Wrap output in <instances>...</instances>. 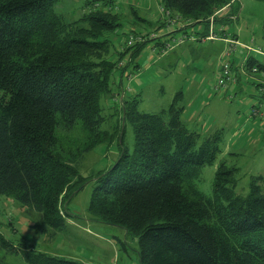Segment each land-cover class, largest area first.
I'll return each mask as SVG.
<instances>
[{"label":"trees","instance_id":"16d2710c","mask_svg":"<svg viewBox=\"0 0 264 264\" xmlns=\"http://www.w3.org/2000/svg\"><path fill=\"white\" fill-rule=\"evenodd\" d=\"M56 1L0 0V195L19 203L30 217L36 215L35 234L62 233L69 199L92 182L91 220L132 236L139 264H264V194L258 185L264 177H252L248 194L239 196L234 192L237 169L221 161L211 197L196 189L200 169L213 165L221 153V132L201 138L185 128L182 91L156 113L139 111L137 97L121 98L122 129L126 123L132 129V151L119 137L118 158L108 170L89 181L79 175L82 155L115 139L102 130L101 99L115 95L111 85L121 86L125 70H139L136 60L147 44L154 42L158 52L163 44L133 31L120 52H113L107 36L121 28L115 0H88L82 17L71 23L54 12ZM160 1L170 17L188 22L184 34L202 26L201 39L208 35L210 18L232 2ZM262 30L264 41V24ZM130 36L136 43L128 46ZM255 51L264 53L252 49L238 73H264V64L251 56ZM234 52L224 55L230 78L216 91L236 81ZM77 125L86 135L84 143L64 146L59 132ZM0 251L20 255L25 264H83L15 246L1 233Z\"/></svg>","mask_w":264,"mask_h":264},{"label":"rangeland","instance_id":"374dc122","mask_svg":"<svg viewBox=\"0 0 264 264\" xmlns=\"http://www.w3.org/2000/svg\"><path fill=\"white\" fill-rule=\"evenodd\" d=\"M87 1L57 0L54 12L60 14L66 23L75 22L82 17L83 7ZM157 3H160V0H115V11L121 15V28L107 36L112 42L113 52L114 50L120 52L126 37L133 31L136 35L145 34L143 39L148 35L149 38L153 37L151 32H148L152 29L147 28L146 24L139 23L138 19H146L151 13L157 20L160 17L155 13ZM164 18L173 25L183 23L176 16L170 17L165 14ZM215 19L217 22L213 23L216 31L214 33L218 37L221 31L230 37L236 36L238 39L236 49L227 43L223 36L214 41L196 44L187 42L176 47L182 48L183 53L178 51L169 58L170 54H168L166 58V55L153 51L156 49L153 47L156 46L153 45L154 42H150L136 60L139 70L130 74L127 72L128 69L125 70L128 76L122 80V87L124 92L129 89L133 91L131 94L126 93V97L128 99L137 97L138 110L144 113H156L166 109L172 103L175 94L182 91L185 95L180 102L184 107L181 121L185 128L197 133L201 138L216 131L221 132V153L213 165L200 169L199 179L195 181L196 189L204 196L211 197L212 181L217 165L225 161L227 167L237 169L235 194L245 197L248 194L250 179L255 176L264 177V134L260 133L261 137L255 142L252 141L250 134L248 135L249 125L253 120L256 123H264V106H262L264 100L255 94L256 74L243 69L235 77V88L227 86L225 89L215 90L219 76L218 68L225 61L224 49L219 41L228 45L225 53L235 50L233 57L236 58L246 53L242 48L243 45L264 52L262 39L264 0H232L229 8ZM176 33L184 36L181 35L184 34L182 30H177ZM185 36H193L194 40L200 38V34L195 36L187 33ZM229 41L234 40L230 38ZM188 47L193 50L190 52ZM252 57L264 64L263 55L254 54ZM114 58L117 59L116 54ZM117 65L120 68L122 63L118 62ZM234 74L233 69L232 75ZM257 75L264 76L262 73ZM111 90L115 94L111 99L107 96L101 99L105 118L102 130L114 135L115 139L109 145H100L82 155L77 169L79 175L88 181L98 172L108 170L115 163L119 152V137L123 136V143L129 152L133 149L132 129L127 123L125 129H122L123 121L121 123L120 119L122 111L120 99L123 91L115 93L114 83L111 85ZM261 100L262 102L258 103ZM252 106H259L260 114L251 116ZM261 131L264 132V128L258 127L254 134ZM59 137L64 146L72 145L75 148L82 146L86 135L77 125L70 132L60 131ZM258 142H261V145H258ZM258 185L264 194V181ZM92 189L93 183L89 182L69 199L66 230L62 233H53L49 230L47 234H35L32 226L36 215L30 217L19 203L10 197L0 195V233L15 246L31 247L39 252L83 264H139L138 245L132 236L125 234L119 228L91 220L87 206ZM0 259L3 261L2 264H25L20 255H10L4 251H0Z\"/></svg>","mask_w":264,"mask_h":264},{"label":"crops","instance_id":"0c3cea01","mask_svg":"<svg viewBox=\"0 0 264 264\" xmlns=\"http://www.w3.org/2000/svg\"><path fill=\"white\" fill-rule=\"evenodd\" d=\"M228 8H229V6L223 8V10H219L220 12L216 15V17L218 18V16H220V14H223L224 11L226 9H228ZM131 12L133 14H135V12L133 10H131ZM155 13H158L160 15V17L157 20H155V17H154L153 14L149 13L148 16L146 17V19H140L139 18L138 19L139 20V23H141L142 25L143 24H146L147 25V28L152 29V31H148V32H151V34L153 35V38L154 39H159V43L160 44H164V43L170 41L172 38L178 37L179 36V33L178 34L176 33L178 25H175V24L173 25V24L168 23L169 21H166V18H164V14H163L164 13V10L162 8L161 1H160V3H157V7H156V12ZM163 23H165V26L163 25ZM203 30H204L203 27L196 26V27L191 28L190 32L193 33V34H197L199 36V34H201L203 32ZM214 32H216L215 31V24H214ZM221 33H222V31H221ZM224 36H226V35L224 34ZM220 37H223V36H220ZM227 37H230V36H227ZM235 39H237V37ZM202 42H206V41L203 40V39H198L195 42L192 41V42H189V43L196 44V43H202ZM219 42L222 44V49H224L223 50V55H224L225 54V48H226L227 45L224 42H222V41H219ZM174 50H176V51H174ZM174 50L169 53L170 55H168V58L171 57L173 54L175 55L178 51L179 52L182 51V53L184 52V50L182 48H180V49L179 48L178 49L175 48ZM188 50L191 52V50H193V49L190 48V47H188ZM243 50L246 52L244 55L243 54L242 55H239V57H237V58L235 56L234 57L232 56V58H231V62H232V65H233V69H234L235 76H237L239 74L238 73V68L241 67V65L247 59V56L249 54L248 51H246L245 49H243ZM166 58H167V55H166ZM136 65H137V63H136ZM137 67H138V65H137ZM138 69H139V67H138ZM137 71H134V70L129 69L127 72L130 74V73H135ZM128 73H125L123 75L122 80L123 79H126L125 77L128 76ZM262 74H264V73H262ZM182 75L184 76L185 74H182ZM255 76L257 77V88H256L255 94L258 95L259 98H261L262 100H264V76L263 75L262 76H259L257 74ZM131 79H132V76H131ZM122 80H121V86H115V93H119V92H122L123 91V93L121 95V98L124 97L127 100L128 98L126 97V93L131 94L133 91L131 89H129V90H127V92H124L123 87H122ZM229 87L230 88H235V85H231ZM184 95L185 94H183L182 99L184 98ZM262 100L259 101L258 103H261ZM183 113H184V111H183ZM248 124H249V121H248ZM258 127H260L261 129H263L264 128V123L263 122L256 123L255 120H253L252 123L249 125V129L250 130L248 132V135L250 134L249 136L252 137V141H254V142H255L256 139H259V137H261L260 136V133H262V135L264 134L263 131L254 134L255 129H257ZM258 145H261V142H258Z\"/></svg>","mask_w":264,"mask_h":264},{"label":"built area","instance_id":"2783aa9c","mask_svg":"<svg viewBox=\"0 0 264 264\" xmlns=\"http://www.w3.org/2000/svg\"><path fill=\"white\" fill-rule=\"evenodd\" d=\"M163 14H164V15L166 14V15L168 16V15H169V12L164 11ZM169 16H170V15H169ZM215 16H216V13L210 18L209 33H208L207 37L203 39V40H205V41H214V40L218 39V36H217V35L214 33V31H213V28H214V27H213V23H214V19H213V18H214ZM176 18H179V17L176 16ZM179 19H180V18H179ZM180 20H181V19H180ZM187 25H188V22H187V23H184V22H183L181 25H178L177 30H182V29H184ZM181 35H184V36H178V37L173 38V39H171L170 41L164 43V44L161 46V48H160V50H159L158 53H160V54L163 55V56H164V55H168V54H169L172 50H174L176 47H179V46L183 45L187 39H189V40H194L192 36H190V37H186V36H185L186 34H181ZM225 40H226L227 43H229L230 45H232L233 48H235V46H237V43H238V42L229 41L230 39H225ZM134 41H135L134 38L130 36V37L128 38V40H127V45H128V46L132 45V43H134ZM236 48H237V47H236ZM236 48H235V49H236ZM242 48L246 49V51H248V52L252 51V49H250L249 47H247V45H243ZM233 50H234V49H233ZM153 51H156V49L153 50ZM234 51H235V50H234ZM234 51H233V52H234ZM233 52H227L228 54L225 53V56L228 57V56H229L231 53H233ZM255 53H257V54H259V55H264V53H260V52H258V51H255ZM252 72L254 73V72H255V69H252ZM229 78H230V77H229V65H228L227 60H225V61L222 63V65H221V78H219V79L217 80V87H218V86H224L225 81H227ZM262 106H264V104H262ZM258 113L260 114L259 106H258V107H253V108L251 109V111H250L251 116H257Z\"/></svg>","mask_w":264,"mask_h":264}]
</instances>
